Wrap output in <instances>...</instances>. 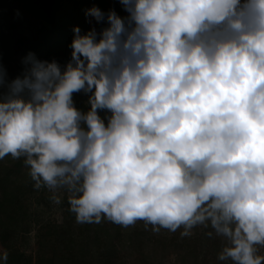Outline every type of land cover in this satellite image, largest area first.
<instances>
[{
	"label": "clouds",
	"instance_id": "1",
	"mask_svg": "<svg viewBox=\"0 0 264 264\" xmlns=\"http://www.w3.org/2000/svg\"><path fill=\"white\" fill-rule=\"evenodd\" d=\"M118 2L86 11L107 26L75 27L63 68L0 64V159L66 190L77 223L210 226L221 264H264V0Z\"/></svg>",
	"mask_w": 264,
	"mask_h": 264
},
{
	"label": "trees",
	"instance_id": "2",
	"mask_svg": "<svg viewBox=\"0 0 264 264\" xmlns=\"http://www.w3.org/2000/svg\"><path fill=\"white\" fill-rule=\"evenodd\" d=\"M93 6L107 13L114 10L119 16L127 13L118 0H0V59L6 67L13 61V52L19 49L22 59L29 53L42 61L55 60L61 67L71 60L73 29L79 27L81 34L92 26L86 17V11ZM106 24H97L99 32ZM22 60L16 63L18 76L24 71ZM75 106L88 109V95L74 93ZM102 117L108 115L101 112ZM23 159L11 164L0 159V246L8 252L7 264H124L123 241L129 231L127 242L133 244L143 237L138 228L132 231L127 227L102 219L100 223H79L66 218L62 224L48 225V234L39 236L35 262L31 256L21 252L15 245L19 210L24 204V194L28 189L16 185L11 187L8 180L16 174ZM193 237L181 236L179 229L170 237L162 236L157 242L165 247L179 248L186 245L190 238H196L206 249L212 248L216 254L222 250L225 242L215 235L212 228L203 226L197 229ZM209 232L213 234L208 235ZM194 242V241H193ZM197 245V244H196ZM48 251L52 252L46 257ZM217 255L215 258L217 259Z\"/></svg>",
	"mask_w": 264,
	"mask_h": 264
},
{
	"label": "rangeland",
	"instance_id": "3",
	"mask_svg": "<svg viewBox=\"0 0 264 264\" xmlns=\"http://www.w3.org/2000/svg\"><path fill=\"white\" fill-rule=\"evenodd\" d=\"M92 27L96 26L94 19L89 17ZM13 61L10 67H6L0 59V64L7 71L8 79H14L18 75V68L16 63L22 60V52L16 49L13 52ZM5 161L11 164H16L18 159H13L10 155L6 156ZM23 159V158H20ZM19 159V160H20ZM33 181L29 176V168L25 164H20L16 174L11 175L8 184L11 187L16 185L28 189L24 194V204L17 215L19 223L12 228L17 230V237L15 240L16 247L25 254L32 257L33 262L37 256L38 238L39 236L48 234V225H60L66 218L74 220V224L78 225L76 216L72 213L68 203V193L64 189H59L55 193L49 191L47 188L36 190L33 186ZM59 198L60 202L56 203L53 197ZM138 228L139 232L142 230L144 235L138 241L129 244L127 237L129 231L125 233L123 241L124 264H221L217 261L216 252L212 249H206L202 243L195 241L196 238H190L186 245H181L177 248L174 245L165 247L159 242L162 236L170 237L172 232L166 229H160L159 232H154L152 226H145L143 221H138L132 226H128L127 230ZM197 229L203 230V225H198L191 230L193 237ZM180 234L183 228L179 229ZM194 241V242H193ZM222 241L224 238L222 237ZM225 242V241H224ZM197 244V245H196ZM1 248V246H0ZM261 254H264V249H261ZM52 252L48 251L46 254L50 256Z\"/></svg>",
	"mask_w": 264,
	"mask_h": 264
}]
</instances>
